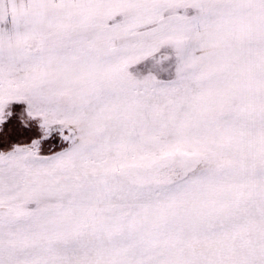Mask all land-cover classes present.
<instances>
[{
	"label": "snow or ice",
	"instance_id": "6c2138e0",
	"mask_svg": "<svg viewBox=\"0 0 264 264\" xmlns=\"http://www.w3.org/2000/svg\"><path fill=\"white\" fill-rule=\"evenodd\" d=\"M0 264H264V0H0Z\"/></svg>",
	"mask_w": 264,
	"mask_h": 264
}]
</instances>
